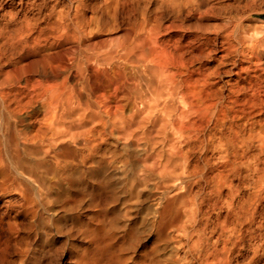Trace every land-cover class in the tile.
<instances>
[{
  "label": "bare ground",
  "instance_id": "6f19581e",
  "mask_svg": "<svg viewBox=\"0 0 264 264\" xmlns=\"http://www.w3.org/2000/svg\"><path fill=\"white\" fill-rule=\"evenodd\" d=\"M234 7L0 0V264H264V27Z\"/></svg>",
  "mask_w": 264,
  "mask_h": 264
},
{
  "label": "rangeland",
  "instance_id": "374dc122",
  "mask_svg": "<svg viewBox=\"0 0 264 264\" xmlns=\"http://www.w3.org/2000/svg\"><path fill=\"white\" fill-rule=\"evenodd\" d=\"M234 4L235 13L244 18H251L264 27V0H230ZM220 17L216 22H221Z\"/></svg>",
  "mask_w": 264,
  "mask_h": 264
}]
</instances>
